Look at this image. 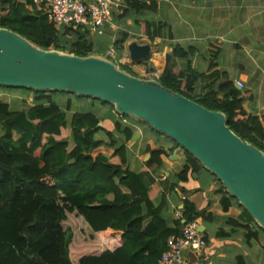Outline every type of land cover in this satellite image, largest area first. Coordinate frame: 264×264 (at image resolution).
<instances>
[{
    "label": "trees",
    "instance_id": "16d2710c",
    "mask_svg": "<svg viewBox=\"0 0 264 264\" xmlns=\"http://www.w3.org/2000/svg\"><path fill=\"white\" fill-rule=\"evenodd\" d=\"M135 2L126 0L132 9L156 10V2ZM0 29L46 51L106 58L88 31L56 28L44 5L34 0H0ZM145 34L152 43L171 37L166 24L147 23ZM211 53L209 71L199 75L192 67L195 50L176 48L165 56L164 70L154 79L209 111L223 113L238 137L264 153V118L246 111L248 93L221 72L220 49ZM180 60H188L187 70L178 69ZM200 83L206 87L199 90ZM26 91L34 102L27 110L13 111L0 100V264H160L185 224L207 222L189 201L184 202L182 220L170 225L162 217L159 185L149 182L146 170L135 173L129 166L126 144L139 138L135 130L121 116L112 133L101 126L104 119L91 112L98 106L115 112L113 106L69 93ZM59 99L66 100L64 107ZM75 104L80 109L75 110ZM83 105L89 109L83 111ZM148 153L147 167H161L163 150L150 146ZM201 170L204 166L187 154L178 177L186 182L190 173ZM222 188L228 194V210L226 202L236 199ZM244 215L255 223L245 209Z\"/></svg>",
    "mask_w": 264,
    "mask_h": 264
},
{
    "label": "crops",
    "instance_id": "0c3cea01",
    "mask_svg": "<svg viewBox=\"0 0 264 264\" xmlns=\"http://www.w3.org/2000/svg\"><path fill=\"white\" fill-rule=\"evenodd\" d=\"M120 1L122 7L116 11L104 34L112 44L111 51L107 49L106 52L112 53L114 59L120 63L130 59L129 46L133 43L150 45L153 58L147 64L145 60L135 63V67L145 62L142 68L148 65L149 79H154L155 74L164 70L167 54L176 48L187 52L192 49L195 50L191 57L192 67L196 73L204 75L213 61L211 52L220 49L217 63L221 72L236 88L238 82L244 84L242 90L248 93L244 108L250 114L264 118V0H136V5L150 6L156 2L155 11L152 8L132 9L126 0ZM147 23L166 24L171 37L158 38L152 43L145 34ZM88 36L98 48L105 50L95 41L100 36L90 33ZM187 68L188 60L178 61L180 71ZM205 87L206 83L198 85L199 90ZM25 95L29 94L20 92L19 96ZM58 102L64 107L66 100L59 99ZM33 103L29 102L30 107ZM83 106V111L89 109V106ZM80 107L74 105L75 110ZM91 112L104 119L101 126L112 133L115 123L121 121V115L104 106L95 107ZM124 124L131 126L139 136L126 144L130 169L135 173L146 170L149 182L154 180L159 185L157 201L159 204L164 202L162 217L173 225L179 221L177 214L183 215L184 202L194 203L198 212L208 217L207 222L198 220L208 239L205 255L213 264H264V231L248 221L236 200H230V205L226 202L229 209L225 210L224 198H229L220 181L206 169L190 173L186 182L180 181L178 176L186 164L187 153L142 121L129 119ZM150 146L153 150H163L161 167H147L151 158Z\"/></svg>",
    "mask_w": 264,
    "mask_h": 264
},
{
    "label": "water",
    "instance_id": "95a60500",
    "mask_svg": "<svg viewBox=\"0 0 264 264\" xmlns=\"http://www.w3.org/2000/svg\"><path fill=\"white\" fill-rule=\"evenodd\" d=\"M129 53L139 63L151 57L152 47L136 42ZM0 88L90 98L148 124L197 159L264 231V153L238 137L223 113L209 111L155 79L126 72L107 58L46 51L7 29H0Z\"/></svg>",
    "mask_w": 264,
    "mask_h": 264
},
{
    "label": "built area",
    "instance_id": "2783aa9c",
    "mask_svg": "<svg viewBox=\"0 0 264 264\" xmlns=\"http://www.w3.org/2000/svg\"><path fill=\"white\" fill-rule=\"evenodd\" d=\"M34 1L44 5L48 21L56 28L81 27L100 37L104 36L107 26L114 20L116 11L122 7L120 0ZM237 88L242 90L244 84L238 82ZM125 118L127 120L124 121L127 122L129 117ZM177 218L182 220L183 215L178 213ZM207 247L208 242L200 229V220L193 221L182 227L180 237L171 239L169 251L162 256L160 264H213L205 255Z\"/></svg>",
    "mask_w": 264,
    "mask_h": 264
},
{
    "label": "rangeland",
    "instance_id": "374dc122",
    "mask_svg": "<svg viewBox=\"0 0 264 264\" xmlns=\"http://www.w3.org/2000/svg\"><path fill=\"white\" fill-rule=\"evenodd\" d=\"M95 41L96 42H100L101 45H103L102 47H105V50L104 48H101L102 50H104V56L106 58H109L111 60L110 57H113L112 53H107V49L109 51H111V40L109 41V37L107 35L105 36H102V37H96L95 38ZM99 45V44H98ZM118 63V64H117ZM115 62V64L117 66H119L120 68H123V69H126L128 70V72L132 73V74H135L137 77L141 78H145V79H149L150 78V72H149V66L148 65H145L143 68L142 66L144 65L145 62H143L142 65H140V67H135V63L132 62L129 57L126 58L125 62L123 63H120V62ZM147 64V62L145 63ZM127 66V67H126ZM137 66V65H136ZM135 68V70H134ZM16 90V89H15ZM20 92H22V94H26L27 91L26 90H22V89H19V90H16V91H7L6 89L2 88L0 89V100H2L3 102H7V103H11V109L13 111H16V109H19V110H27L28 108H30V105H29V102L32 104L33 102V95L32 94H29V95H25V96H28V97H25V96H19L20 95ZM19 96V97H18ZM30 96V97H29ZM17 98H21L23 99L24 101L21 103L19 100H16ZM27 100L29 101L28 103ZM94 102V101H93ZM116 112V111H115ZM129 119L131 121H138L134 118H130ZM128 119V120H129ZM0 136H1V128H0Z\"/></svg>",
    "mask_w": 264,
    "mask_h": 264
}]
</instances>
